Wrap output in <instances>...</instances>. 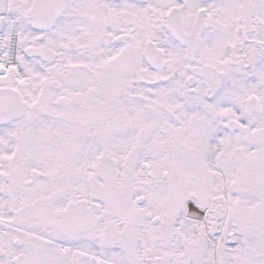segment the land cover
<instances>
[{
  "label": "snow or ice",
  "instance_id": "1",
  "mask_svg": "<svg viewBox=\"0 0 264 264\" xmlns=\"http://www.w3.org/2000/svg\"><path fill=\"white\" fill-rule=\"evenodd\" d=\"M0 264H264V0H0Z\"/></svg>",
  "mask_w": 264,
  "mask_h": 264
}]
</instances>
